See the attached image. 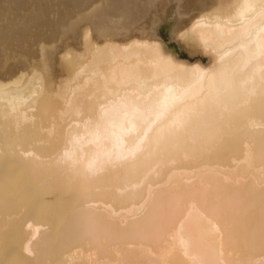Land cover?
<instances>
[{"label":"bare ground","instance_id":"obj_1","mask_svg":"<svg viewBox=\"0 0 264 264\" xmlns=\"http://www.w3.org/2000/svg\"><path fill=\"white\" fill-rule=\"evenodd\" d=\"M190 1L0 0V264H264V0Z\"/></svg>","mask_w":264,"mask_h":264},{"label":"rangeland","instance_id":"obj_2","mask_svg":"<svg viewBox=\"0 0 264 264\" xmlns=\"http://www.w3.org/2000/svg\"><path fill=\"white\" fill-rule=\"evenodd\" d=\"M192 1V2H191ZM189 3L190 4H192L193 6H194V4L196 3V1H194V0H191ZM193 1H194V3H193ZM210 1H212V4H211V2ZM217 2L219 1V0H216ZM211 4H209V3ZM214 2H215V0H214ZM213 0H207L205 3H208L210 6H212L213 5ZM196 6H198V5H195V7ZM182 9V8H181ZM183 16V15H182ZM149 17V16H148ZM148 19V18H147ZM180 19V18H179ZM169 20H167V21H165V22H162L161 23V25H160V32H161V34L163 35V38H164V40H165V42H167L168 44H170V46H172L173 47V49L180 55V57H182V58H186V59H196V58H201L202 59V61L203 62H205V61H207L208 60V56H207V54L205 55L204 53L203 54H201V53H195V54H189V52H188V49L187 48H185L184 49V47L183 46H181V45H179V43H178V41L175 39V38H173V39H168L169 37H167V36H169V34L166 36V34L167 33H169V29H170V27H172V25H169ZM167 23V24H166ZM169 27V28H168ZM167 28V29H166ZM163 29V30H162ZM166 29V30H165ZM177 45H179V46H177Z\"/></svg>","mask_w":264,"mask_h":264}]
</instances>
